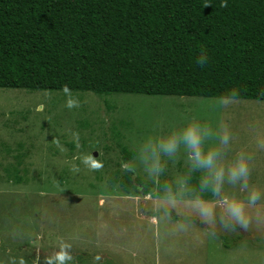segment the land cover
<instances>
[{
	"label": "rangeland",
	"instance_id": "rangeland-1",
	"mask_svg": "<svg viewBox=\"0 0 264 264\" xmlns=\"http://www.w3.org/2000/svg\"><path fill=\"white\" fill-rule=\"evenodd\" d=\"M214 99L0 88V264H264V199L249 207L247 230H225L187 202L162 220L153 184L142 197L111 181L133 136L222 119L234 133L229 158L251 154L250 184L264 188V100L209 111ZM182 170L178 161L161 180ZM244 195L226 185L213 203ZM184 216L191 224L175 231Z\"/></svg>",
	"mask_w": 264,
	"mask_h": 264
},
{
	"label": "trees",
	"instance_id": "trees-1",
	"mask_svg": "<svg viewBox=\"0 0 264 264\" xmlns=\"http://www.w3.org/2000/svg\"><path fill=\"white\" fill-rule=\"evenodd\" d=\"M220 3L0 0V88L205 98L234 90L263 101L264 0ZM201 50L205 67L195 63ZM111 181L131 196L153 193L120 168Z\"/></svg>",
	"mask_w": 264,
	"mask_h": 264
},
{
	"label": "clouds",
	"instance_id": "clouds-1",
	"mask_svg": "<svg viewBox=\"0 0 264 264\" xmlns=\"http://www.w3.org/2000/svg\"><path fill=\"white\" fill-rule=\"evenodd\" d=\"M226 6L227 0H221L220 7ZM209 61L205 50H201L195 59L201 67L208 65ZM238 98L234 90L221 94L209 105V111L227 109ZM155 128L141 137L133 136L130 140L132 157L120 161L122 172L141 175L154 185L155 198L159 201L155 213L164 220L172 215L178 203L187 202L204 224H219L225 230L237 226L247 230L248 209L264 199V188L250 184L251 154L238 151L229 158L234 142L231 127L222 119L193 118L167 131H160L159 125ZM257 146L264 149V140H258ZM178 161H183V170L170 181H162L161 177L169 166ZM100 167L99 164H91L93 169ZM226 185L238 187L245 195L243 198H226L217 206L213 200L218 199ZM190 224V217H178L174 230H186Z\"/></svg>",
	"mask_w": 264,
	"mask_h": 264
},
{
	"label": "water",
	"instance_id": "water-1",
	"mask_svg": "<svg viewBox=\"0 0 264 264\" xmlns=\"http://www.w3.org/2000/svg\"><path fill=\"white\" fill-rule=\"evenodd\" d=\"M140 191H141V196L144 197V190L142 187H140ZM220 198L222 199L221 193H220Z\"/></svg>",
	"mask_w": 264,
	"mask_h": 264
}]
</instances>
